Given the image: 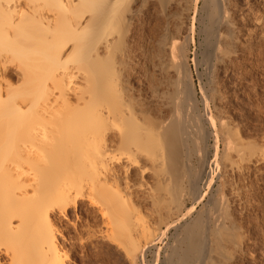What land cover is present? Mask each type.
I'll return each mask as SVG.
<instances>
[{
	"label": "bare ground",
	"instance_id": "6f19581e",
	"mask_svg": "<svg viewBox=\"0 0 264 264\" xmlns=\"http://www.w3.org/2000/svg\"><path fill=\"white\" fill-rule=\"evenodd\" d=\"M213 1L208 11L201 5V32L211 40L204 38L211 50L202 114L188 66L196 22L205 18L201 0H0V264H65L56 221L84 200L132 264H145L152 248L157 263V244L172 228L186 236L175 231L184 244L172 241L163 264L233 263L241 233L225 221L231 204L213 191L212 165L246 177L253 157L234 138L219 159L211 71L240 36L230 0ZM147 4L158 18L143 39L135 31ZM240 184H229L233 195L246 190ZM206 197L211 208L186 221Z\"/></svg>",
	"mask_w": 264,
	"mask_h": 264
},
{
	"label": "rangeland",
	"instance_id": "374dc122",
	"mask_svg": "<svg viewBox=\"0 0 264 264\" xmlns=\"http://www.w3.org/2000/svg\"><path fill=\"white\" fill-rule=\"evenodd\" d=\"M213 2L214 1L212 0V3ZM210 3H211V0H210ZM210 3H209V0H205V2L201 0L199 9H198L199 11L198 17L200 18V16L204 15L205 18L202 17V20L204 19L203 20L204 22L203 23H201L200 21L196 22V28L194 32L195 40L194 42H191L188 47V64H189L188 66L190 68L189 70H191L190 72L193 75L194 83L198 89L197 98L199 102V111L202 114H203V111H205V106L204 104H202L203 103L202 99H200L201 94L199 90H200V85L202 84L208 85L210 82L209 80L210 73H209V70L206 69L207 68L206 66H208L206 64H208V61H209L208 56L210 55L209 51L211 50V47H208L207 49L206 44L209 43L210 45L208 44V46H211V42H210L211 40L208 39L206 35L204 37V32H201V31H202L203 25L205 23H208V20H207L208 12L207 11L209 10V7L213 5L212 3L211 4ZM228 3H229V0H228ZM140 4L144 5V3H141V2ZM202 4L203 5L206 4L204 8L207 7L206 9L207 11L202 9L203 8V6H201ZM150 5L151 4L149 5L147 4L146 6H143L141 8L143 9L141 11H142V20L144 23L141 20V22L137 24V28L135 32L138 38L142 37L144 39L143 33H144V36L146 37L147 35L145 34H147L146 32L148 31L147 26L148 25L150 26V27L148 26L149 29L151 28V26L153 27V23L155 24L158 18L157 16H155L154 12H152L154 10L152 8L153 5H151L152 7ZM229 6L231 7V11L233 12L232 14L233 19L236 22V29L238 31V32L236 31V35L237 37L239 36L240 37L238 38L235 52L231 55L229 60L226 61L227 63L225 62V64H222L219 67H217V70H215L216 73L214 71H211L212 73L211 75L214 74V77L212 76L213 80H215L214 82L217 81L215 85L216 87L218 86L217 87L218 89L217 88L216 89L220 92L221 96L219 94L218 98L220 99H217V101L215 102V106L213 102L212 104L210 103V108H211L213 115L215 114L214 116L216 119V129L218 131L219 159L222 158V153L224 154V152L227 151V150L223 151V148L224 149L227 148V141L229 142L235 138L239 142L241 141V144H243V148L245 147L244 150L247 153L251 152V159L253 157L252 159L253 162L251 161L248 164L249 165L248 167L251 170L249 169L250 170L249 174L248 172L246 173L247 178L245 176L238 177V175L235 174L234 172L230 173L231 171H228L227 172L228 174L226 173L227 175H224V173L222 172L223 170L220 169L221 171H218L219 169L217 170L216 166H214L215 164H213L212 165V169H214L213 175L215 176V179H216L215 184H217L214 186L213 191L216 194L219 192V191L217 192L216 190L217 189L220 190V193L225 194L224 195L225 199L228 200V202L230 200L229 205L230 204L231 205L228 208L229 212L225 216L226 217L225 221L227 218L228 219L231 218L226 223L227 224L230 223L229 225H231V223H234V225L237 224L236 226H233V227H237V231L241 233V234L238 233L240 234L239 236L241 240V248L235 249V247L233 246L230 247V248L233 247L236 250L235 251L236 253L232 252L234 251L233 249L231 251L233 254L235 253V255L232 254L233 258L231 255L230 263L233 262L231 264H264V161H263L264 158H262L264 157V29H263L264 24H262L264 23L263 22L264 21V0H230ZM150 8H152V11ZM146 9H148L151 16L148 14ZM205 14H207V16H205ZM152 15H153V19L151 18ZM154 16L157 18H154ZM145 28H146V32L144 30ZM239 30H241V32ZM206 37L208 40L206 39ZM204 38L208 41V43H206ZM202 54H204L206 58H204V55L202 56ZM140 66H142V64H140ZM140 66L138 67L139 71L141 70ZM204 67H206L205 68L206 71ZM218 68H221V69L219 70ZM134 81H135L134 83L135 86L138 84L136 86L138 87L140 85L138 78L136 77ZM219 100H222V101H219ZM214 107L216 109L218 108L220 109L215 110ZM216 114L217 115L219 114V115L217 116ZM224 119H225L224 123L227 122L226 126L231 127L229 132L233 130H237L241 140L238 137L237 139L235 136L230 135L231 133H229L227 130H226V133H224L225 131L223 132L221 128V121H224ZM230 136H233V138H230ZM213 138L214 136L211 135L206 141V145L208 147H205V150L207 152V155L210 154L208 156V162L210 160L212 161L215 158L214 157L215 148L211 147V144L212 146H214L215 144V139L213 141ZM249 141L256 143V146L258 145V147L255 146L254 148L251 145H248L247 143H249ZM110 149L109 151L111 152L112 149H115V148L110 147ZM115 150H113L110 154L115 153L114 152ZM233 155H234V152H233ZM149 165L150 164H148V166ZM150 167L151 166H149V168ZM149 168L147 170L149 173L146 174V178L147 179L150 178L152 180L149 174L152 173L151 171L153 169L152 170L150 169L151 170L150 171ZM257 168L258 170H256ZM217 172L219 175L220 174L222 175L223 173L224 175L222 177L223 180L218 178L219 175L217 174ZM260 172L262 173L260 174ZM228 175L231 176L232 178L229 177ZM239 178H243V179H239ZM148 181L150 180L148 179ZM226 182L227 183L231 182V183L226 184ZM234 182L237 185L241 183L240 185L244 186L242 190L246 189L245 191L241 190L242 194L240 196L233 195L231 193V189H229L231 188L229 184L232 185V183ZM204 201L197 206V211L191 217L187 218L186 221H190L189 223H193L192 221H194L193 219L197 216L198 211L202 210L203 208L204 209L208 207L211 208V205L206 203V201L208 202L207 197L205 198ZM204 205H206L207 207ZM214 211H217L216 208ZM70 212L71 214L68 215L69 219L60 218V219H57L56 221V226L62 232L61 236L59 235V240L64 243L65 251H63L64 253L63 256L65 257V260H66L65 264H132L128 260L123 248H120L115 243L113 242L111 243V241L108 240V238H105L106 237V234H105L106 232L104 231L105 227L103 226L102 221L98 217H96L97 214L95 213V211H93V208L89 206V203L86 200L80 202V204L76 208L70 210ZM214 214L217 215L218 212L213 213V215ZM206 218L208 219V215L206 216ZM210 219L212 218L210 217ZM208 221H211V220L208 219L207 222ZM212 223L213 222L211 221L210 224L213 225ZM207 224L209 223H206L204 225H207ZM180 229L178 230V229L172 228L171 230L168 231L167 238H165V240L157 244L160 247V256L158 259L159 261L156 263L157 249L152 248L151 251L146 252L147 255H145V264H163L164 258H166V256L170 252L168 245L172 244L173 242L176 243V245L178 246L180 245L181 247V243L182 245L184 243L182 239L180 240L181 241L180 242L179 238L183 236V240H184V237L186 236L185 235L186 231L184 230L185 232L183 233L182 228ZM103 231L105 233H103ZM175 231L178 237L181 235V234L179 235L178 233H182V235L179 238L177 237L178 239L175 238L176 237ZM102 234H104L105 237ZM62 236L65 238V240ZM174 239L177 242H175ZM242 240H244V242ZM164 252L166 255L164 254ZM175 260L177 261V259ZM139 263L140 262H138L137 264ZM164 263H165V260H164Z\"/></svg>",
	"mask_w": 264,
	"mask_h": 264
}]
</instances>
